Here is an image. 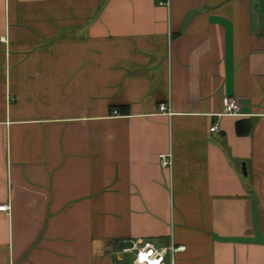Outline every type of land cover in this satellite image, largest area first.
<instances>
[{
    "label": "crops",
    "instance_id": "obj_1",
    "mask_svg": "<svg viewBox=\"0 0 264 264\" xmlns=\"http://www.w3.org/2000/svg\"><path fill=\"white\" fill-rule=\"evenodd\" d=\"M4 205L0 264H264V0H0Z\"/></svg>",
    "mask_w": 264,
    "mask_h": 264
},
{
    "label": "built area",
    "instance_id": "obj_2",
    "mask_svg": "<svg viewBox=\"0 0 264 264\" xmlns=\"http://www.w3.org/2000/svg\"><path fill=\"white\" fill-rule=\"evenodd\" d=\"M162 4H167L162 2ZM161 112L168 113L169 107L167 104H162L160 106ZM240 116L241 107L239 102L235 98H228L225 101L224 112L220 116ZM212 132L218 131L217 125L211 128ZM160 163L163 167L173 166V154H161L159 156ZM10 209L8 206H0V211H7ZM185 246L172 245L170 248H158L150 241L142 240H129L125 239L119 242L117 254L122 257L126 254L134 255V264H174L173 261L170 263L167 259L168 253L175 254L178 252L185 251Z\"/></svg>",
    "mask_w": 264,
    "mask_h": 264
},
{
    "label": "water",
    "instance_id": "obj_3",
    "mask_svg": "<svg viewBox=\"0 0 264 264\" xmlns=\"http://www.w3.org/2000/svg\"><path fill=\"white\" fill-rule=\"evenodd\" d=\"M243 169H244V171H245V175H246V174H247V172H246L245 164H244V166H243Z\"/></svg>",
    "mask_w": 264,
    "mask_h": 264
}]
</instances>
